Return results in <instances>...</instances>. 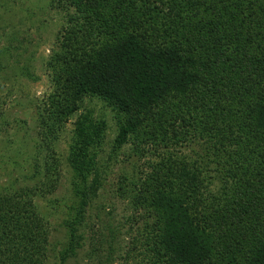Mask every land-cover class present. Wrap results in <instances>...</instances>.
Segmentation results:
<instances>
[{
  "label": "trees",
  "instance_id": "obj_1",
  "mask_svg": "<svg viewBox=\"0 0 264 264\" xmlns=\"http://www.w3.org/2000/svg\"><path fill=\"white\" fill-rule=\"evenodd\" d=\"M51 5L65 25L47 62L54 94L37 119L52 154L41 165L36 146L25 175L35 188L0 195V264L75 259L85 208L113 187L106 167L122 154L124 264H264V0ZM87 99L117 112L118 136L105 155V123L93 111L77 123L68 164L78 210L55 255L37 202L60 185L53 145Z\"/></svg>",
  "mask_w": 264,
  "mask_h": 264
},
{
  "label": "rangeland",
  "instance_id": "obj_2",
  "mask_svg": "<svg viewBox=\"0 0 264 264\" xmlns=\"http://www.w3.org/2000/svg\"><path fill=\"white\" fill-rule=\"evenodd\" d=\"M64 25V15L53 8L51 0H0V110L4 115L0 122V195L11 188H35L25 175L31 172L29 165L34 164L31 159H37L36 146L40 149V164L50 161L52 153L40 147L43 138L37 115L54 94L47 62L57 50V39ZM94 100L85 101L65 125L59 141L54 143L55 158L62 164L60 185L55 193L37 202L49 219L51 241L57 247L55 255L66 248L65 223L73 219L78 210V200L71 191L73 175L68 164L77 123L90 111L94 112L96 123L98 119L105 123V155L112 150L118 136L117 112ZM128 151L129 146L123 153ZM123 160L124 154L107 165L106 172L114 185L103 187L85 208L82 228L85 241L76 258L68 264H124L123 257L130 243L126 236L127 218L131 213L128 204L118 200L114 192L115 182L122 172L118 163ZM127 171V167L123 168L124 173ZM58 201L70 209L64 205L63 208ZM54 262L52 260V264Z\"/></svg>",
  "mask_w": 264,
  "mask_h": 264
}]
</instances>
